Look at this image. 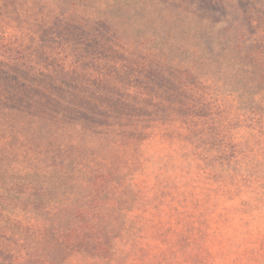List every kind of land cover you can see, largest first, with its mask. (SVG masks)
Segmentation results:
<instances>
[{
	"label": "rangeland",
	"instance_id": "374dc122",
	"mask_svg": "<svg viewBox=\"0 0 264 264\" xmlns=\"http://www.w3.org/2000/svg\"><path fill=\"white\" fill-rule=\"evenodd\" d=\"M113 1L0 0V264H264V0Z\"/></svg>",
	"mask_w": 264,
	"mask_h": 264
},
{
	"label": "trees",
	"instance_id": "16d2710c",
	"mask_svg": "<svg viewBox=\"0 0 264 264\" xmlns=\"http://www.w3.org/2000/svg\"><path fill=\"white\" fill-rule=\"evenodd\" d=\"M140 2L142 3V0H116V1H113V5L114 7H122L124 8V10L126 9V7L128 8H134V5L136 6H140ZM155 57V60H158V56L155 54L153 55ZM162 62H165L168 60V57H165V59L162 57ZM160 61L158 62V64L156 66H154L153 64H151V66H153L151 69H149L147 66L144 67V69H147L149 71H152V70H158L159 73H160V76H158V80L160 81L159 85H158V89L155 93V97L152 101V106L153 107H158V106H164L166 103L170 102L171 100L175 101L178 100V98L180 97V95L187 89L188 87V84H184L182 86V90L178 92L176 91L175 89V84L174 85H171V81L168 77H165L164 73L162 72L163 70H161L160 68ZM168 67L173 70V68H178V67H181L179 61H176L174 57H172L169 62H168ZM183 72V71H182ZM184 73V76L186 78L187 76V72H183ZM65 86H69L70 83H64ZM5 90H8L7 88ZM166 94H167V97H166ZM20 95H18V98H19ZM49 99L55 101L58 99V96L55 94V93H51L50 94V97ZM119 105L118 109L116 110V106L114 105ZM6 104L2 101H0V109H3L4 106ZM128 109V114L129 113H132L133 111L134 112H138V115L139 116H144L146 114L147 111H153V109L151 107L149 108H146V104H142V105H139L138 107L135 106V107H131V104L127 101H122V98L121 96H118V97H112L110 102L105 104L103 106V110H104V113H106L107 115H111L112 113H115L117 111V116H120V114L122 113V110H126ZM3 112V111H1ZM50 114V113H49ZM68 114V111L67 112H60V111H57L55 113V116H64ZM51 115V114H50ZM19 121V120H18ZM13 123V122H12ZM85 129V128H84ZM110 137H112V134L110 135ZM9 154L8 153H5V151H0V163L2 165V162H5V166L6 167H11L12 165V162L9 161V158H8ZM68 174L67 171H64V174H61L59 176L61 177H66ZM56 178L57 176L54 175ZM52 178H54L52 176ZM54 180V179H53ZM54 184V183H53ZM9 191V190H7ZM40 191L39 189H35V194H38Z\"/></svg>",
	"mask_w": 264,
	"mask_h": 264
}]
</instances>
